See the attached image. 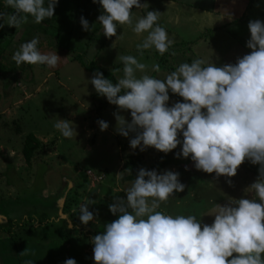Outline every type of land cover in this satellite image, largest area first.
Here are the masks:
<instances>
[{
    "label": "rangeland",
    "instance_id": "1",
    "mask_svg": "<svg viewBox=\"0 0 264 264\" xmlns=\"http://www.w3.org/2000/svg\"><path fill=\"white\" fill-rule=\"evenodd\" d=\"M3 4L0 12L10 14L12 9ZM102 13L101 5L93 0H58L51 19L37 24L29 17L20 28L6 24L0 28V226L12 230L11 234L0 232V264H25L27 260L33 264H64L69 258L75 259L76 264H95L91 239L103 232L105 224L118 218L119 214L113 215L108 206L114 197L126 199L125 190L133 182L118 179L121 174H129L123 164L138 172L140 168L155 169L161 160V151L153 147L144 151L130 147L135 133L120 135L114 116L119 112L130 122V111L110 104L90 83L95 74L85 68L90 62L112 73L118 82L123 70L118 57L130 55L119 48L122 39L111 47L116 37L103 35V27L97 21ZM247 14L244 24L214 36L215 47H201L205 57H216V66L235 64L238 57L250 53L246 47L250 38L248 22H264V0H253ZM81 17L92 26L91 31L84 33ZM117 31H122L121 27ZM33 37L39 38L37 47L42 53L56 52L61 57L55 68L17 66L12 60L19 46ZM177 54L176 67L184 63ZM162 57L166 59L162 61L165 68L155 75L160 79L175 70L171 69V58L167 54ZM169 97L168 106L183 102L170 91ZM58 119L73 123L75 138L61 135L54 127ZM99 120L106 121L109 127L101 131ZM29 133L40 146L26 163L22 146ZM180 148L178 145L167 153L169 165L156 171L178 172L186 187L158 211L192 214L202 223L211 224L214 216L204 214L211 212L215 203L226 204L228 197L255 198L246 188L258 174L239 166L233 177H216L215 173L195 169L190 158H176ZM99 174L103 176L96 181L94 175ZM88 199L96 202L88 206L96 219L85 226L79 221V208Z\"/></svg>",
    "mask_w": 264,
    "mask_h": 264
},
{
    "label": "clouds",
    "instance_id": "2",
    "mask_svg": "<svg viewBox=\"0 0 264 264\" xmlns=\"http://www.w3.org/2000/svg\"><path fill=\"white\" fill-rule=\"evenodd\" d=\"M58 0H4L13 11L0 12V28H20L28 23H42L54 16ZM103 13L97 21L106 38L121 39L117 27L131 28L142 38L136 48L141 56L155 49L168 52L174 39L159 23V11H147L136 17L133 9L148 8L140 0H93ZM82 29L91 31L89 22L80 18ZM250 53L238 57L235 64L216 66L202 58L181 63L160 79L149 75V65L132 55H120L123 75L113 83L101 72L91 78L96 93L121 111H130L131 121L115 112L116 131L129 141L132 149L153 147L165 154L181 145L176 158H190L197 170L215 173L216 177H233L238 167L249 160L259 165L258 176L246 189L255 198L228 197L226 204L215 203L211 224L195 215H172L158 211L185 184L179 173L140 168L126 199L114 197L109 211L118 218L104 225L103 232L92 237L95 264H264V22H248ZM39 38L22 43L12 55L17 66L46 65L55 68L57 53H42ZM175 55V52L171 53ZM117 71H120L117 69ZM151 71L159 73V64ZM140 75H137V74ZM24 75H27L25 73ZM169 91L183 98L168 106ZM101 131L109 125L98 121ZM54 127L67 139L77 131L73 123L58 119ZM182 135V140L180 136ZM131 174V172H129ZM123 174L118 176L122 179ZM231 186V180L227 181ZM257 199L259 202H257ZM88 199L81 203L79 221L87 226L94 222ZM25 264H33L32 260ZM64 264H76L69 258Z\"/></svg>",
    "mask_w": 264,
    "mask_h": 264
},
{
    "label": "crops",
    "instance_id": "3",
    "mask_svg": "<svg viewBox=\"0 0 264 264\" xmlns=\"http://www.w3.org/2000/svg\"><path fill=\"white\" fill-rule=\"evenodd\" d=\"M145 2L149 5L148 8H134L133 12L136 17L146 15L147 11L160 12L158 23L166 29L169 37L174 39V44L169 51L163 54H167L168 59L171 58V69H176L174 65L176 57L171 54V51L178 52V59L184 63H191L197 58L213 61L216 57H205V50H201V47H215L217 44L214 43L215 35H222V31L244 24L243 20L253 4V2L249 3V0H193L192 2L190 0H140V3ZM121 30L117 31V34H121L122 37L120 41L122 46L119 47L121 51L128 52L140 62L148 64L149 75L155 77L156 72L151 71V65L158 64V59L163 55L151 49L145 50L141 56L136 45L142 38L137 37L131 28L124 27ZM225 38L227 41L230 40L226 35ZM206 41L210 42L207 44ZM136 53L140 56L135 55ZM187 53L188 56H186ZM163 60L166 59L163 57ZM164 68L165 66L162 65L160 69ZM122 75L123 71H120L119 76Z\"/></svg>",
    "mask_w": 264,
    "mask_h": 264
},
{
    "label": "trees",
    "instance_id": "4",
    "mask_svg": "<svg viewBox=\"0 0 264 264\" xmlns=\"http://www.w3.org/2000/svg\"><path fill=\"white\" fill-rule=\"evenodd\" d=\"M251 2H253V0H249V3H251ZM2 7H3V2L0 0V9ZM8 9H10V8H8ZM162 61H163V57L161 56L160 61H158L160 68H162ZM85 68L92 73H96L97 71L101 72L105 78L110 79L113 83L117 82V80L115 79V77L113 76L112 73L107 72V71L97 67L94 62H90L88 65L85 66ZM39 146H40L39 141L35 138V136L32 133H29L25 136L23 146H22V156H23L24 161L26 163H29L31 161V159L33 158L35 150ZM160 156H161V160L155 166V170H157V171H160L169 165V161L167 160V157H166L167 155L165 153L161 152ZM123 166L129 168V172H131V174L124 176L122 178V180L123 181H133L135 179L137 171L128 165L123 164ZM240 166L244 167L245 170H248V171H251L255 174H258L259 165H254L247 159H245V161ZM11 231H10V227H8V226H6V227L0 226V232H2V233L3 232L10 233Z\"/></svg>",
    "mask_w": 264,
    "mask_h": 264
},
{
    "label": "built area",
    "instance_id": "5",
    "mask_svg": "<svg viewBox=\"0 0 264 264\" xmlns=\"http://www.w3.org/2000/svg\"><path fill=\"white\" fill-rule=\"evenodd\" d=\"M101 176H103V175L102 174L94 175V177H96V181H99L101 179Z\"/></svg>",
    "mask_w": 264,
    "mask_h": 264
}]
</instances>
